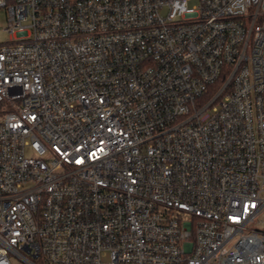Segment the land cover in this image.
I'll use <instances>...</instances> for the list:
<instances>
[{
  "label": "built area",
  "instance_id": "built-area-1",
  "mask_svg": "<svg viewBox=\"0 0 264 264\" xmlns=\"http://www.w3.org/2000/svg\"><path fill=\"white\" fill-rule=\"evenodd\" d=\"M0 0V264H264V0Z\"/></svg>",
  "mask_w": 264,
  "mask_h": 264
},
{
  "label": "rangeland",
  "instance_id": "rangeland-1",
  "mask_svg": "<svg viewBox=\"0 0 264 264\" xmlns=\"http://www.w3.org/2000/svg\"><path fill=\"white\" fill-rule=\"evenodd\" d=\"M189 5L197 4V0L188 1ZM6 25V10L0 6V42L5 41L8 38L7 32L4 30Z\"/></svg>",
  "mask_w": 264,
  "mask_h": 264
}]
</instances>
